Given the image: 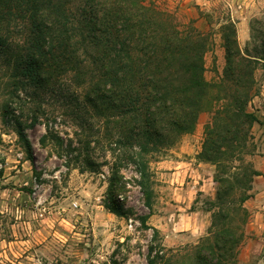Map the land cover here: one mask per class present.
Listing matches in <instances>:
<instances>
[{
  "label": "trees",
  "instance_id": "trees-1",
  "mask_svg": "<svg viewBox=\"0 0 264 264\" xmlns=\"http://www.w3.org/2000/svg\"><path fill=\"white\" fill-rule=\"evenodd\" d=\"M184 10L159 0H0V67L10 70L11 80L3 84L10 86L9 106L46 88L59 90L66 81L80 89L83 107L71 98L68 105L111 125L115 146L132 148L149 211L152 175L146 157L172 148L208 113L197 155L214 166L215 197L205 235L191 248H165L159 231L147 224L149 214L137 220L152 233L147 264H236L249 219L244 204L259 175L243 157L257 122L249 108L259 94L254 73L264 63V50L252 48L261 57L242 51L234 24L227 22L219 31L225 65L217 81H207L208 15L197 6L195 13L182 15ZM15 19L27 21L24 47L8 36L6 26ZM36 123L34 114L30 126ZM15 124L33 163L18 118ZM117 206L112 212L124 216Z\"/></svg>",
  "mask_w": 264,
  "mask_h": 264
},
{
  "label": "rangeland",
  "instance_id": "rangeland-1",
  "mask_svg": "<svg viewBox=\"0 0 264 264\" xmlns=\"http://www.w3.org/2000/svg\"><path fill=\"white\" fill-rule=\"evenodd\" d=\"M159 1L172 7L183 5L186 10L182 15L195 13V6L208 15L204 21H209L212 48L204 58L207 81H217L225 65L219 31L227 22L235 26L240 49L261 57L252 48L264 50V0ZM6 27L13 45L24 47L27 21L15 19ZM8 75L10 70L0 67V264H147L152 233L140 228L137 217L148 214L147 224L156 227L165 248H191L205 235L213 200L196 196L187 212L202 211L190 220H181L179 227L192 221L198 238L173 247L164 242L159 227L172 224L179 210L171 206L167 176L159 163L176 157L182 147H199L200 152L208 113H201L192 133L183 135L172 148L146 157L152 175L149 211L137 185L132 148L115 146L117 135L111 125L82 109L76 111L75 104L68 105L71 98L83 107L80 89L65 80L59 90L46 88L37 97L13 101L9 106L10 86L3 84L11 81ZM254 77L259 94L249 109L257 122L251 128L249 155L243 159L259 175L254 177L252 196L244 204L249 219L236 264H264L263 62L257 64ZM20 97L25 98L22 92ZM6 106L12 111L4 116ZM34 114L37 123L32 127ZM17 118L33 163L18 138ZM115 206L126 214H114ZM201 219L208 224L200 232Z\"/></svg>",
  "mask_w": 264,
  "mask_h": 264
},
{
  "label": "crops",
  "instance_id": "crops-1",
  "mask_svg": "<svg viewBox=\"0 0 264 264\" xmlns=\"http://www.w3.org/2000/svg\"><path fill=\"white\" fill-rule=\"evenodd\" d=\"M260 96L264 97V89ZM262 102H264V99ZM180 152L176 157H169L159 163L167 176V189L171 193V206L179 210L178 213L174 214L172 224H166L167 227L162 225L159 227L168 247L178 246L183 242H193L198 238L194 233V223L192 221L188 223L187 227L182 228L179 227L180 221L190 220L202 211L187 212V209H190L193 205L196 196H207L211 200L215 197L213 166L198 160L199 147L197 150L190 146L182 147ZM181 154H186L188 157H182ZM207 224V220H200V232L206 228Z\"/></svg>",
  "mask_w": 264,
  "mask_h": 264
}]
</instances>
